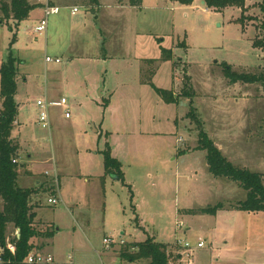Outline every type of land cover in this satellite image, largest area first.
<instances>
[{
  "label": "rangeland",
  "instance_id": "obj_1",
  "mask_svg": "<svg viewBox=\"0 0 264 264\" xmlns=\"http://www.w3.org/2000/svg\"><path fill=\"white\" fill-rule=\"evenodd\" d=\"M56 1L60 11L48 16L45 32H36L35 21L27 18L11 46L15 33L0 25V68L11 46L20 72L21 106L13 130L23 159L18 171L44 174L53 160L43 161L58 162L59 193L40 194L45 204L48 196L62 200L47 207L63 227L56 261H69L74 248L93 250L85 241L90 235L98 252H81L79 264H103V251L116 257L104 264H136L121 259L119 249L148 237L171 250L178 239L189 242L194 264H264V211L223 209L217 221L184 211L219 202L229 207L247 197L237 182L209 172L206 151L197 149L200 130L235 165L264 174V82L231 84L222 65L264 72V49L254 43L264 37L263 0L221 10L202 0H143L139 8L103 0L96 13L90 7L96 0ZM73 5L80 6L77 15L71 14ZM165 49L174 51L171 59H164ZM47 55L61 62H47ZM51 72L61 73L64 87L55 76L56 90L45 94ZM161 89L175 92L178 100L167 101ZM62 95L69 115L50 106V128H44L38 98L51 102ZM191 110L199 124L188 116ZM107 146L121 161L125 179L108 175L104 205L86 211L88 224L76 216L79 186L72 175L87 173L82 157L93 151V172L103 174ZM29 156L39 162L26 164ZM8 234L13 238L15 229ZM106 236L117 242L110 250L104 249ZM200 240L203 248L196 247Z\"/></svg>",
  "mask_w": 264,
  "mask_h": 264
},
{
  "label": "trees",
  "instance_id": "obj_2",
  "mask_svg": "<svg viewBox=\"0 0 264 264\" xmlns=\"http://www.w3.org/2000/svg\"><path fill=\"white\" fill-rule=\"evenodd\" d=\"M179 1L184 4H191L194 0ZM202 1L209 9L221 10L230 5L242 6L245 0ZM142 2L143 0H129L132 6H140ZM35 7L28 0H11L10 3L2 5L5 17L12 14L17 21L27 19L30 11ZM261 8L264 11V0L261 3ZM5 17H2L0 21H3ZM14 42L15 36L11 46ZM254 43L264 49V37ZM11 46L8 57L0 68V197L4 202V207L0 210V246H6L8 240L14 242L16 253L13 255L6 250L4 255L5 264H21L33 250L31 239L39 233L33 225L35 195L44 191H52V188L38 191L29 187H21L18 184L19 162H14V160L18 161V158H20V144L13 135L19 115V104L16 100L18 91V58L13 54ZM171 55L172 51L170 49L164 50V59H171ZM222 65L225 76L231 84L237 82H264V72L259 74L238 72L233 70L232 66L227 62H223ZM161 91L167 101H177L179 98L170 90L161 89ZM188 116H191L199 124V119L193 114L192 110L188 113ZM197 149L206 151L208 170L214 177H223L237 182L240 187L247 191V197L229 207H226L223 202H219L215 205L189 209L186 211L188 214L216 215L218 211L223 209L249 212L264 211L263 173L235 165L203 130L199 132ZM103 154L105 172L114 175L117 179L124 180L121 162L113 157L111 147L107 146ZM10 224L15 228H20L19 237H9L8 228ZM46 235L51 236V233L47 232ZM119 257L136 264H140L142 261H148V264H181V254L177 250L173 248L171 250L170 244L156 241L152 237L144 241L122 245L119 249Z\"/></svg>",
  "mask_w": 264,
  "mask_h": 264
},
{
  "label": "crops",
  "instance_id": "obj_3",
  "mask_svg": "<svg viewBox=\"0 0 264 264\" xmlns=\"http://www.w3.org/2000/svg\"><path fill=\"white\" fill-rule=\"evenodd\" d=\"M10 2H11V0H0V20L2 17L6 16L4 14L3 9H2V5L4 3H10ZM28 2L30 4L36 6L34 9H32L30 11L29 16H28L29 19L32 18L35 21V25L38 23V21L41 18L44 17V10L47 6H58L59 7L56 0H28ZM95 2L96 3L99 2V4L98 5L94 4V7H92V5L90 6L91 8H93V13L98 12L99 8L104 6L103 0H96ZM115 5L119 8H123V7H127V6L139 8L142 6V5L132 6V5H130L129 0H116ZM78 6L79 5L71 6V14L72 15H77V13L79 12V9L76 13H73L72 9H73V7H78ZM79 8H80V6H79ZM23 21L24 20H22V21L15 20L13 18V15L10 14L9 16L5 17V19L3 21H0V25L1 26H4V25L8 26L10 28V31L15 33L14 36L16 39L17 34L20 31V28L22 26L21 24ZM18 28H19V30H18ZM16 29L18 30L17 32L15 31ZM170 50L174 54V51L172 49H170ZM57 57H59V56H57ZM19 73L20 72L18 70V79L20 77ZM52 73L53 72H51L47 77L48 78L46 81L47 84L45 85V88L43 89L45 94L46 93L49 94L50 92L52 93L56 90L55 89V87L57 85L56 78H57V80H60L61 88L63 89V87H64L63 86L64 82H63V78H62L61 73L59 72L61 76L60 75H54V73L53 74ZM140 73H141V70H140ZM55 76H56V78H55ZM26 80H27V78H26V76H24V81H26ZM18 85H19V82H18ZM18 91H19V86H18ZM18 91H17V94H18ZM173 93L175 94V92H173ZM61 98H65L64 95H62L59 100H61ZM38 99H45V98L39 97ZM59 100H52V101H59ZM0 103H1V99H0ZM18 104H19V109H20L21 104L19 102H18ZM69 106L70 105L68 104L67 108L64 106H60V107L64 108L66 111L70 108ZM17 122H19V121L17 120L16 124H17ZM95 131H96V129H95ZM20 152H21V148H20ZM112 155H113V153H112ZM92 156H93V158H92ZM97 156H98V151H93L92 153H87L86 156L82 157L83 160L87 159L86 163L85 164L83 163L85 166V169L87 170V173L86 174H74V175H72V177H75L73 179H76L77 184L79 186V188L75 192L77 195H81V197L75 195V199L77 201L75 203V205H76V209L78 210V212H77L78 214H76V216L79 215L80 217H82L84 222L86 220H88L89 221L88 224L91 223V220L85 219L87 216L86 211L91 210V209H96L97 207H99V205L100 206L104 205L103 192L105 191L104 188H105V185H106V182L108 179V175L113 179H117V177H115L114 175L112 176V174H108L106 172H104L103 174H94V172H93L94 168H95L94 163H95V157H97ZM113 157L117 158L114 155H113ZM103 158H104V156H103ZM117 159L119 160V158H117ZM49 161H52L51 163H53V164L51 165L50 170L46 169L44 171V174H40L39 171H36L32 168L27 169L26 173L23 171H20V172L18 171L19 172L18 182L21 179V176L24 177V179L21 181L22 182L21 187H29V188H33V189L38 190V191L39 190L43 191L46 188H52L51 190L53 191L52 192L53 194H56L57 192L59 193V189L55 188V186H54V183L56 182V184H57L58 178H60V176H61L60 174H57L58 169H59L58 162L54 158L53 159L48 158L43 162L47 163ZM17 162H19V163L23 162L21 155H20V158H18ZM37 162H39V161H37V160L33 161L32 156H29V159L25 161L26 164H30V165L37 163ZM121 166H122V163H121ZM104 168H105V165H104ZM21 173H24V174H21ZM52 173H54V174H52ZM124 179H125V174H124ZM35 196L36 197L34 198V203H33L34 204L33 211L35 212V218H34V224L33 225L38 230L39 233H38V235L34 236L31 239V242L33 244L32 252H42L45 255H51L53 257V261L50 263H46V264H79L80 263L79 254L81 252H93V251L98 252L97 248L93 244V237H91L90 235H85V241L88 242L89 246L92 247L93 250H90L89 248H87L86 249L87 251H85L84 249H81V248H74L73 251H74L75 255H71V254L68 255V258H69V261H67L68 263L65 262L64 260L61 261L59 258H58V261H56L55 254H57V256H58L59 253H58V250L55 246V243H56L55 241L62 234L63 227L56 224V222L51 217V214H48L49 212L47 211L48 210L47 207L51 206L49 201H48L49 198H51L53 196H56V197L58 196L57 198L59 199V202H61L62 201L61 196H59L58 194L53 195V196H48L47 197V204H45L44 201L41 199V197H39L40 193H38ZM3 207H4V202H3V199L0 197V210H2ZM189 209H192V208L185 209L184 211H187ZM217 214L216 215L207 214V215L210 217H214L216 219ZM188 216H191V214H188ZM216 221H217V219H216ZM75 223L77 224L78 227L79 226L81 227L82 223L79 222L78 219L75 220ZM50 226L55 227V230H51L49 228ZM12 227L15 229V235L14 236L19 237L20 232L18 231V228H15L12 224L9 225L8 231ZM78 227L73 226V228L75 230H77ZM17 231H18V234H16ZM47 232L51 233V236H47L46 235ZM72 232H74L73 238H75V234L77 233V231H72ZM9 237H10V235H9ZM152 238H154V237H152ZM73 242L75 243L74 239H73ZM115 252H116V250H115ZM101 256H103V259H102L103 264H104V260L107 262V260L109 261V260L116 258V257L112 256V253L110 251H108V252L103 251V254ZM74 259H75V261H74ZM23 263H21V264H23Z\"/></svg>",
  "mask_w": 264,
  "mask_h": 264
},
{
  "label": "built area",
  "instance_id": "obj_4",
  "mask_svg": "<svg viewBox=\"0 0 264 264\" xmlns=\"http://www.w3.org/2000/svg\"><path fill=\"white\" fill-rule=\"evenodd\" d=\"M60 11V8L58 6H47L44 10V17L41 18L38 23L35 25V31L42 33L45 32L47 29L48 25V16L50 14H56ZM78 11V7H73L72 12L76 13ZM46 61L47 62H56L60 63L61 59L59 57H51V56H46ZM37 105L39 107V122L44 128H49L50 127V113H49V108L50 106H64L67 108L68 106V100L66 98H61L59 101H47L46 99H38L37 100ZM66 115H69V110L66 111ZM14 162H17V160H14ZM49 203L51 204H58L59 199L56 196H53L48 199ZM18 234V231L17 233ZM17 237V236H16ZM125 242L123 240H120V244H124ZM103 244H104V249L105 250H110L113 245L117 244L115 239L112 236H106L103 239ZM119 244V245H120ZM206 245L205 240H200L197 243V248H203ZM175 248L177 252L181 254V264H194V261L192 260L193 256V248L194 246L190 244L189 242L183 243L182 240H177L175 242ZM10 251L11 254L16 253V246L15 243L8 240L6 243V246H0V264H5V252ZM53 261V257L51 255H45L42 252H32L28 255L24 263L26 264H46L50 263Z\"/></svg>",
  "mask_w": 264,
  "mask_h": 264
},
{
  "label": "water",
  "instance_id": "obj_5",
  "mask_svg": "<svg viewBox=\"0 0 264 264\" xmlns=\"http://www.w3.org/2000/svg\"><path fill=\"white\" fill-rule=\"evenodd\" d=\"M203 3H204V1H203ZM18 231L20 232V228H18ZM19 236H20V233H19Z\"/></svg>",
  "mask_w": 264,
  "mask_h": 264
}]
</instances>
